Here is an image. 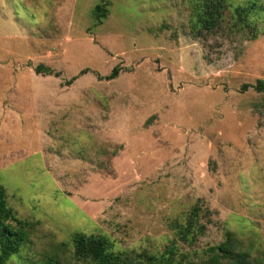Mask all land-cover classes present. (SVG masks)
I'll return each instance as SVG.
<instances>
[{"label":"rangeland","instance_id":"374dc122","mask_svg":"<svg viewBox=\"0 0 264 264\" xmlns=\"http://www.w3.org/2000/svg\"><path fill=\"white\" fill-rule=\"evenodd\" d=\"M190 1L0 0V185L36 222L6 264H91L76 233L192 257L231 233L264 264V0L245 22L232 10L253 0H228L198 38ZM196 203L204 232L183 243Z\"/></svg>","mask_w":264,"mask_h":264},{"label":"trees","instance_id":"16d2710c","mask_svg":"<svg viewBox=\"0 0 264 264\" xmlns=\"http://www.w3.org/2000/svg\"><path fill=\"white\" fill-rule=\"evenodd\" d=\"M228 0H191L188 28L193 38H198L215 30L223 19V10ZM258 0L243 5H237L232 10V17L237 22H245L248 15L258 7ZM94 15L99 23L107 15V9L101 4L94 6ZM37 73L51 74L50 68L38 64ZM86 70H82L84 73ZM118 68L113 67L105 76L115 78ZM74 79V77H73ZM70 82V81H68ZM258 91L264 90V81L256 80L253 85ZM201 207L194 204L186 217L185 223L175 222L178 240L183 243H193L197 236L204 232L205 224L199 222ZM36 222L21 219L14 209L8 205L6 192L0 185V264H6L9 257L16 254L28 240ZM73 257L91 264H251L249 254L236 243L234 236L227 233L220 243L204 248L201 256L192 257L187 251H180L176 242H169L159 255L146 252L129 253L114 251L111 240L105 235H86L76 233L71 238ZM43 264H63L56 256H47Z\"/></svg>","mask_w":264,"mask_h":264}]
</instances>
